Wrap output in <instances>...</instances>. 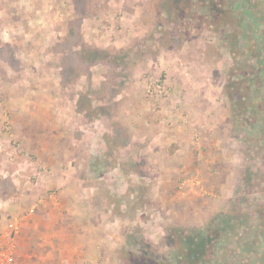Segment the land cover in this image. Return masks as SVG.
I'll return each instance as SVG.
<instances>
[{
    "label": "rangeland",
    "instance_id": "rangeland-1",
    "mask_svg": "<svg viewBox=\"0 0 264 264\" xmlns=\"http://www.w3.org/2000/svg\"><path fill=\"white\" fill-rule=\"evenodd\" d=\"M22 198L89 219L94 264H170V230L264 264V0H0V206Z\"/></svg>",
    "mask_w": 264,
    "mask_h": 264
},
{
    "label": "crops",
    "instance_id": "crops-1",
    "mask_svg": "<svg viewBox=\"0 0 264 264\" xmlns=\"http://www.w3.org/2000/svg\"><path fill=\"white\" fill-rule=\"evenodd\" d=\"M71 197L74 198V194ZM69 200H66L63 206H73L75 201L69 204ZM30 203L29 198H22L19 203L9 206V211L7 207L3 209L0 206V250L5 244L3 239L8 236V225L14 223L18 232L22 229L18 236L17 252V259H21L22 264H94V259L98 258L99 254V233H93L94 226L88 222L89 219L73 224L74 222H68V218L63 220V214H59L62 220L56 219L47 206L36 210L37 206L34 205L29 210V213H32L25 217L24 213ZM42 212L49 216L48 219L40 217ZM11 213L13 216H10ZM16 216L23 217L19 222L11 219ZM57 222L61 224L57 226ZM66 224L69 226H65ZM95 229L99 231V228ZM69 256H75L74 260Z\"/></svg>",
    "mask_w": 264,
    "mask_h": 264
},
{
    "label": "trees",
    "instance_id": "trees-1",
    "mask_svg": "<svg viewBox=\"0 0 264 264\" xmlns=\"http://www.w3.org/2000/svg\"><path fill=\"white\" fill-rule=\"evenodd\" d=\"M237 77V76H235ZM247 80V79H246ZM236 93L241 94L242 84L240 82L233 84ZM238 103V102H237ZM237 107V105H236ZM234 109L235 105H234ZM237 110V109H236ZM213 230L204 234H188L186 232H177L170 230L171 245L176 249L174 261L170 264H202L208 257L212 244L217 241L213 235ZM129 264H161L145 256H137L130 260Z\"/></svg>",
    "mask_w": 264,
    "mask_h": 264
},
{
    "label": "built area",
    "instance_id": "built-area-1",
    "mask_svg": "<svg viewBox=\"0 0 264 264\" xmlns=\"http://www.w3.org/2000/svg\"><path fill=\"white\" fill-rule=\"evenodd\" d=\"M9 229L14 232V233H18V227L17 225H15L14 223L9 225ZM13 258L11 256H5V261L4 264H13Z\"/></svg>",
    "mask_w": 264,
    "mask_h": 264
}]
</instances>
